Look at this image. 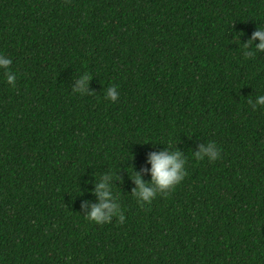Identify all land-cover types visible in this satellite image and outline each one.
<instances>
[{
    "label": "trees",
    "instance_id": "16d2710c",
    "mask_svg": "<svg viewBox=\"0 0 264 264\" xmlns=\"http://www.w3.org/2000/svg\"><path fill=\"white\" fill-rule=\"evenodd\" d=\"M258 27L264 0H0V264H264ZM165 149L186 175L140 204L130 169ZM103 176L123 223L84 219Z\"/></svg>",
    "mask_w": 264,
    "mask_h": 264
},
{
    "label": "clouds",
    "instance_id": "9594fccd",
    "mask_svg": "<svg viewBox=\"0 0 264 264\" xmlns=\"http://www.w3.org/2000/svg\"><path fill=\"white\" fill-rule=\"evenodd\" d=\"M253 40L258 41L254 45L255 52L264 53V27H258L253 32L248 43ZM246 45V44H245ZM246 56L252 55V52H245ZM12 59L3 53H0V72H2L5 83L14 87L16 84L17 74L10 68ZM91 79L87 72L79 75L75 79V84L71 89L73 94L80 96L90 95L88 91V82ZM119 93L115 86H109L104 92V99L114 102L118 99ZM252 110L257 107H264V95L256 97L255 102L248 101ZM192 154V153H191ZM221 149L214 142H206L198 147V151L192 154L196 161L207 160L213 163L220 159ZM185 162L186 158L181 156L179 151H168L167 149L160 152H153L148 157L150 165L149 175L150 181L145 183L139 175H134L130 169V179L134 182L135 188L132 191V196L140 204L150 203L158 194L166 195L170 193L176 185H178L185 177ZM109 177L103 176L100 182L95 184L93 194L97 198V203L89 207L84 219L92 224H108L113 218L118 222L123 223L125 217L117 202V198L112 195V187L108 183ZM71 256L66 257V264H70Z\"/></svg>",
    "mask_w": 264,
    "mask_h": 264
}]
</instances>
